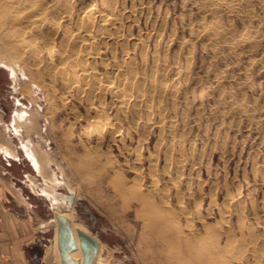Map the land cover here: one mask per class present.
<instances>
[{"label": "rangeland", "instance_id": "1", "mask_svg": "<svg viewBox=\"0 0 264 264\" xmlns=\"http://www.w3.org/2000/svg\"><path fill=\"white\" fill-rule=\"evenodd\" d=\"M42 1L44 24L18 33L28 47L9 46L30 77L21 82L28 95L14 91L0 65V144L21 158L7 163L0 155V200L36 216V264L58 244V229L49 202L27 185V176L40 185L44 179L8 128L20 108L39 112L45 140L35 148L54 161L45 173L53 170L64 183L59 193L74 195L64 216L103 243V262L187 264L195 258L182 257L181 248L194 243L212 264H264V0H70L71 14L66 0ZM90 5L97 9L91 34L122 37L97 41L104 61L85 55L64 62V32L89 21ZM102 10L114 14L111 26L101 23ZM73 63L93 65L99 80L74 72ZM120 91L129 100L123 106ZM52 264H62L60 257Z\"/></svg>", "mask_w": 264, "mask_h": 264}, {"label": "bare ground", "instance_id": "2", "mask_svg": "<svg viewBox=\"0 0 264 264\" xmlns=\"http://www.w3.org/2000/svg\"><path fill=\"white\" fill-rule=\"evenodd\" d=\"M41 1H39V0H0V43L2 44L3 49L7 51V53H5V55H3V56L0 54V65L8 69L7 70L8 71V79L11 82V84H13L14 91L20 92L21 94L27 93V95H28V92H29L28 89L26 87L23 88V86H21L23 84V83L21 84L22 80H24L23 78L28 77V76H27L25 70L23 69V67L16 60V57L12 56V53H14V52H12V50H11L12 48H10L9 46H13L16 43L19 46L23 45L22 47H28L27 46L28 44L26 43V40H27L26 37H20V35L18 36V33L21 32V28L24 29L25 32H23V33H25V34L27 33L26 30L33 32L34 28L39 29V28H41L42 24H44V21H46V19H47L46 14L48 12V5H47L48 3L46 2V4H45V1L44 2L43 1L41 2ZM73 2H75V1L66 0V8L65 9L66 10L69 9L70 14L73 12V5H70V3H73ZM100 4L106 5L107 0H101ZM108 10L111 11L110 8H108ZM87 12L88 13L85 17H87V19L89 21L85 23L84 20L79 19L80 22L77 21L78 32L76 30H75L76 32H73V31L70 32L69 30L64 32L65 36L63 37L64 40H62L63 44L61 42L62 48H61V50L59 49L62 57L64 58V62L67 61V63H68L69 59H76V60L81 59V56L84 57L85 55H86V57L92 56V55L93 56L96 55V56L101 57V58L104 57L103 58V61H104L107 56L105 57L104 56L105 53L102 52V50H100L99 47H97V41L102 40V39H104V40L105 39H116V38L122 37V34L120 33V31H114L113 32L110 30L107 31L106 33H102L99 35H92L91 31H90V25H91V22H93V19H94L93 17L96 15L95 13H97V9H96L95 5H90L88 7ZM100 13L102 14L101 15L102 16L101 17V21H102L101 23L104 26L108 27V26H111L112 23H114V21H115L114 14L108 12L107 10H102V11H100ZM58 27L60 28V25H58ZM100 27H101V25H100ZM82 29H84L85 32H87V35H85V34H84L85 36L81 35V34H83V33H81V32H83ZM56 30L54 32L58 33V31L60 29L57 31ZM23 33H22V35H23ZM84 44H86V45L83 49L80 46H82ZM91 45H96L94 51H90L89 46H91ZM32 47H33L34 51H36L37 55L38 54L40 55V52H41L40 49L42 47L39 48L38 44H34V45H32ZM49 48H50L49 49V55L53 57V54L55 53V48L53 46H51V47L49 46ZM82 52L85 54H82ZM23 53L24 52L21 49L16 54L21 55ZM37 55H35L36 56L35 59L39 58ZM82 62L85 63L84 60H82ZM88 62H92V61L88 60ZM106 62H107V60H106ZM36 63H38V61H36ZM94 63H95V61H94ZM54 64H56V63H54ZM76 64H78V63H76ZM82 65H75L73 63L72 68L75 70L74 72H76V73L79 72V75L81 73V75L84 78L91 75L94 77L95 81H96V79L100 78L101 73L93 65H90V64H85L83 66ZM55 66L53 65L54 68H55ZM80 67H81V69H80ZM60 70H61V68H60ZM122 70H123V68H122ZM132 70H133V67H132ZM43 71L45 72L46 70H43ZM57 72L59 74V71H57ZM65 72L66 71H64V73ZM125 72H127V71L125 70ZM119 75H120L121 79L128 82L129 86H130V84L133 83L132 81L135 79L134 76L128 77L126 74H120V73H119ZM132 75H133V73H132ZM53 76H55V75L52 74V77ZM111 76H113V75H111ZM28 78H30V77H28ZM69 79H71V78H68V76H67L64 81L65 82L67 81V84H68ZM87 79L88 78H86L85 80H87ZM94 79L92 81H94ZM112 80H113V78H112ZM28 81H31V79ZM100 81H101V79H100ZM72 82L73 81H71V83ZM50 83H51V81H50ZM95 83H97V82H95ZM39 85H41V82L39 83ZM43 85H45V84H43ZM69 88H71V87H69ZM126 90H128V89H126ZM130 90H133V89L130 88ZM120 93H121V91H120ZM121 94H123L122 95L123 100L121 101V104H122L121 106H123L125 104V102L127 101V100L125 101V99H124V98H126L127 94L125 92H123ZM129 95H128V97H129ZM47 96L50 97V94ZM141 96L142 95H141V91H140L139 96L137 98H141ZM48 102H49V100H48ZM96 109H97L96 106L95 107L91 106L89 111L90 110H96ZM53 113H54V111H53ZM37 114H39V112L38 113L36 112L35 116H32L29 111L20 108L15 112V114L13 116V123H12L11 128H10V126H8V128L11 129V131H13L14 135L19 140V145H20L19 149L21 150L22 157L25 160L30 162L32 171L37 174L35 176H42L44 179L43 184L40 185V183H38V181L35 180L34 176L33 177L27 176L28 177V181H27L28 187H30L32 189V191L35 193V195H38L39 197L45 198V200L49 202V206L55 214H59V215L65 217L64 212L68 211V210H65L66 208L64 207L66 205L65 195L58 192V188L64 183L58 178L56 172H54L53 170H51L50 177H47L48 172L47 173H45V172L47 171V168H51L52 164H54V161L52 160L53 158L51 159V157L47 153H45L41 156L42 153L40 154L35 148V146H38L42 140L43 141L45 140V138L43 137V134H42V128L40 130H38L39 132L37 131V125H38L37 120H36V118L38 116ZM104 125L106 126V123ZM24 131H25V133L27 131V136H26L27 139L23 138V132ZM32 133L35 134L36 138L38 139L37 142L32 137H30V134H32ZM17 148H18V146H17ZM0 154L3 155V157L5 159H7V161H9V162L21 160V158L18 156V152L16 151V149H13L10 146L5 145V144H0ZM44 173L46 174V176L44 175ZM68 187H70V186H68ZM20 198H21L20 201L27 204L26 199L22 195ZM28 205L30 208L33 207V205L30 203H28ZM55 214L53 216L54 219L52 220L53 221L52 223H54L53 227L58 229L59 222L56 220ZM70 228H71V230L75 236L76 243L78 245L79 244V242H78L79 238H78V234H77L78 229L73 224H70ZM95 241L99 244V247H98V251L96 253L95 259L93 261V264H107V263L103 262V260L101 258L103 243L98 241V240H95ZM104 249H105V245H104ZM180 253H181L182 257H193V258H195L194 261H193V259L192 260L189 259L187 264H212L210 259L206 257L207 253L202 252V249H200L199 246L194 244V243H191V244L186 243V246L181 248ZM58 257H60L59 250H58V244H52V245L48 246L47 251H46V255L44 258L45 264H52L53 260L58 258ZM71 257L73 260L79 261L80 264L82 263L83 256H82V252L80 250H77L76 252L72 253ZM60 259H61V257H60ZM166 262H167V264H171L174 261H173V258H167Z\"/></svg>", "mask_w": 264, "mask_h": 264}, {"label": "crops", "instance_id": "3", "mask_svg": "<svg viewBox=\"0 0 264 264\" xmlns=\"http://www.w3.org/2000/svg\"><path fill=\"white\" fill-rule=\"evenodd\" d=\"M37 227V218L32 212L18 213L0 200V264H36L37 243L33 235Z\"/></svg>", "mask_w": 264, "mask_h": 264}, {"label": "water", "instance_id": "4", "mask_svg": "<svg viewBox=\"0 0 264 264\" xmlns=\"http://www.w3.org/2000/svg\"><path fill=\"white\" fill-rule=\"evenodd\" d=\"M65 198L68 202L71 203L74 200V195L69 194L66 195ZM78 206L82 207V203H80L79 200ZM86 212L90 213V211L87 209ZM55 218L59 222L58 250L61 257V263L80 264L79 261L73 260L71 257L72 253L78 250V245L76 243L75 236L70 228L69 220L59 214H55ZM78 238L83 256L81 264H93L99 244L91 236L81 231H78ZM35 261L37 260L35 259Z\"/></svg>", "mask_w": 264, "mask_h": 264}]
</instances>
